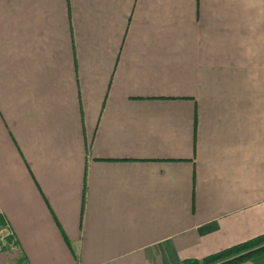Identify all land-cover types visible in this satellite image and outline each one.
Instances as JSON below:
<instances>
[{
	"label": "crops",
	"instance_id": "1",
	"mask_svg": "<svg viewBox=\"0 0 264 264\" xmlns=\"http://www.w3.org/2000/svg\"><path fill=\"white\" fill-rule=\"evenodd\" d=\"M0 218V264L264 235V0H0Z\"/></svg>",
	"mask_w": 264,
	"mask_h": 264
},
{
	"label": "trees",
	"instance_id": "2",
	"mask_svg": "<svg viewBox=\"0 0 264 264\" xmlns=\"http://www.w3.org/2000/svg\"><path fill=\"white\" fill-rule=\"evenodd\" d=\"M0 224H2L1 218ZM263 254L264 235H261L245 243L208 256L202 262L191 261L185 264H241Z\"/></svg>",
	"mask_w": 264,
	"mask_h": 264
},
{
	"label": "built area",
	"instance_id": "3",
	"mask_svg": "<svg viewBox=\"0 0 264 264\" xmlns=\"http://www.w3.org/2000/svg\"><path fill=\"white\" fill-rule=\"evenodd\" d=\"M20 251L18 240L16 239L7 221L0 224V256L5 254H17ZM185 264V263H180Z\"/></svg>",
	"mask_w": 264,
	"mask_h": 264
}]
</instances>
